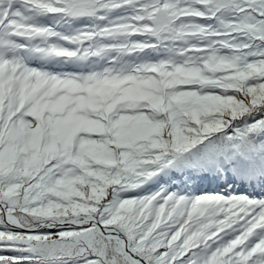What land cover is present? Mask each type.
<instances>
[{
    "label": "snow or ice",
    "instance_id": "snow-or-ice-1",
    "mask_svg": "<svg viewBox=\"0 0 264 264\" xmlns=\"http://www.w3.org/2000/svg\"><path fill=\"white\" fill-rule=\"evenodd\" d=\"M0 264H264V0H0Z\"/></svg>",
    "mask_w": 264,
    "mask_h": 264
}]
</instances>
